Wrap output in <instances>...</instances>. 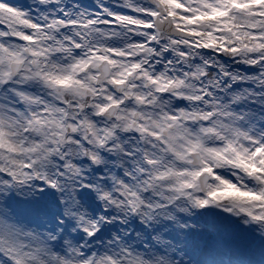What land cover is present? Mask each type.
<instances>
[{"label": "snow or ice", "instance_id": "1", "mask_svg": "<svg viewBox=\"0 0 264 264\" xmlns=\"http://www.w3.org/2000/svg\"><path fill=\"white\" fill-rule=\"evenodd\" d=\"M88 57L179 77L164 86L194 91L168 120L198 115L188 127L216 130L211 150L250 179L193 165L200 145L176 151L159 124L66 133L82 114L65 115L45 85ZM253 181L264 183V0H0V264H264ZM212 209L252 239H204L217 230L196 217Z\"/></svg>", "mask_w": 264, "mask_h": 264}, {"label": "clouds", "instance_id": "2", "mask_svg": "<svg viewBox=\"0 0 264 264\" xmlns=\"http://www.w3.org/2000/svg\"><path fill=\"white\" fill-rule=\"evenodd\" d=\"M172 33L180 35L175 29ZM79 59L81 58H77V61ZM62 67L66 71L57 75L71 78L65 84L49 81L45 87L53 100L59 101L66 109L71 110L65 115H72L77 111L82 114V120L77 125H71L70 121L65 124L66 133H70L75 127L81 135L95 140L97 137L103 138L108 130L114 134L116 130L124 132L143 128L147 132L159 124L165 127L164 135L169 137L176 151H184L190 139L200 145L190 157V163L193 165L210 166L218 169L226 177L230 174L236 175L231 173L232 166L227 159L211 150L216 148L215 141L220 138L217 131H202L205 125L200 124L195 130L188 127L187 121L198 122V115L189 114L183 119L168 120L169 114L166 109L172 106L175 99L190 96L194 91L187 85L180 89L174 86L165 87L167 80L180 79L175 74L164 78L157 74L156 77L150 78V73L145 75L146 70L140 69L126 75L130 67L126 60L118 59L109 63L107 59L99 57H88L84 64L75 70L70 65ZM153 80L157 82L154 83ZM113 81L124 82L117 84ZM164 92L171 95L165 96ZM183 111L187 113L188 110ZM195 111L194 109L193 112ZM206 126L212 128L210 124ZM226 156L231 158L233 154L227 153ZM236 179L243 183L250 178L241 173L236 175ZM201 184L212 185L215 184V180L205 176L201 179ZM252 187L264 192V183L253 181Z\"/></svg>", "mask_w": 264, "mask_h": 264}, {"label": "rangeland", "instance_id": "3", "mask_svg": "<svg viewBox=\"0 0 264 264\" xmlns=\"http://www.w3.org/2000/svg\"><path fill=\"white\" fill-rule=\"evenodd\" d=\"M30 2V0H29ZM81 4L88 7L92 4V0H80ZM217 220H223V223L217 224ZM196 221L206 228L215 227L217 232L205 231L201 235L204 239H207L209 235H219L227 240H235L238 238L252 239L251 233L245 231L238 223L237 218L231 217L222 213L219 209L201 210V215L196 217Z\"/></svg>", "mask_w": 264, "mask_h": 264}]
</instances>
